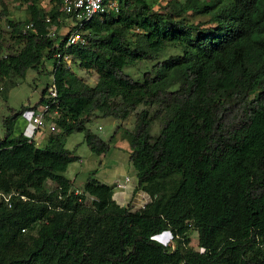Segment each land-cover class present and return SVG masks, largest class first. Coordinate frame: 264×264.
I'll return each instance as SVG.
<instances>
[{"label":"trees","instance_id":"obj_1","mask_svg":"<svg viewBox=\"0 0 264 264\" xmlns=\"http://www.w3.org/2000/svg\"><path fill=\"white\" fill-rule=\"evenodd\" d=\"M21 1L28 19L10 18L0 0V98L52 62L58 132L44 147L13 135L42 96L4 120L0 192L25 199L0 203V264H264V0H118V13L87 23L84 42L64 50L96 72L94 85L64 63L53 71L58 41L45 17L57 20L61 0H47L48 11ZM30 22L36 33L22 34ZM152 60L142 81L124 72ZM95 112L116 120L136 112L124 132L135 191L150 197L138 210L118 204L114 186L90 177L76 193L62 174L79 159L64 144L74 132L95 155L108 152L86 128ZM163 232L166 244L154 238Z\"/></svg>","mask_w":264,"mask_h":264},{"label":"rangeland","instance_id":"obj_2","mask_svg":"<svg viewBox=\"0 0 264 264\" xmlns=\"http://www.w3.org/2000/svg\"><path fill=\"white\" fill-rule=\"evenodd\" d=\"M150 2H155L158 5H164L169 0H149ZM43 4H46L47 0H41ZM4 6L7 9L9 17L15 20H24L29 18V13L27 12V5L21 0H3ZM2 6L0 4V10ZM195 23L204 20L201 17L196 19L190 18ZM6 44L11 41L6 35ZM180 54V50H177ZM175 51H168L165 55L177 53ZM157 60L152 61H142L132 66L124 68V72L130 75L136 81H142L144 72L149 70L152 65L156 63ZM46 72L38 73L35 70H29L25 76V79L21 83L11 90L9 93L8 101L5 102L0 98V140L4 137V120L10 115V108L18 111L22 106H34L36 105L41 96L43 89L51 82V74L49 73L52 69V62L46 63ZM71 69L81 77L85 82L90 85H94L97 81L98 75L94 70L85 71L79 68L77 63L71 64ZM142 107H139L141 110ZM154 108L152 109V112ZM135 113L133 112L126 120H116L112 118H106L100 115L99 112H95L94 116L91 117L89 123H87L86 128L90 130L91 133L100 137L106 143H109V150L104 155H95L90 151L86 143L84 142L83 132H74L65 138L64 144L65 148L71 151L79 159L72 162L67 167L66 171L62 174L72 181L73 189L75 192H81L85 186L87 180L90 177L106 181L107 185L114 186L117 181H122L126 176L132 177L134 180V169L129 162L130 146L128 140L125 136V130H132L135 124ZM52 120V119H50ZM53 121V120H52ZM49 121V125H51ZM159 121H154L151 127V134H158ZM47 143V138L44 139L40 147H44ZM129 184H127L126 189ZM47 189L55 188L56 185L51 181L46 184ZM126 189L122 190L125 191ZM116 191H121L115 188ZM91 198L86 199V203H90ZM118 203V202H117ZM126 205V204H123ZM134 210V209H133ZM191 238L190 245L198 250L196 244V233L191 230L188 233ZM171 234L169 232H163L156 235L155 240L162 242L164 244L170 241Z\"/></svg>","mask_w":264,"mask_h":264},{"label":"built area","instance_id":"obj_3","mask_svg":"<svg viewBox=\"0 0 264 264\" xmlns=\"http://www.w3.org/2000/svg\"><path fill=\"white\" fill-rule=\"evenodd\" d=\"M45 7L46 11L50 9L47 3ZM118 11V0H61L60 13L57 20L53 22L48 15L45 17V21L48 23L46 35L58 41L56 45L57 51L54 54L56 65L53 71L61 63L71 68V64L73 63L72 57L65 54L64 50L84 42L83 28L87 23L110 13H118ZM21 31L24 35L27 34V31L36 33V28L30 22L21 28ZM62 41H64L63 44H61ZM42 97L45 102L36 111H27L21 115V118L26 123L22 135L28 138L29 142L33 141L39 147L44 139L47 138L48 140L50 135L58 132V127L53 122L58 117L59 108L54 73L51 74V82L48 84L46 92L42 94ZM49 121L52 122L51 125H49ZM129 181L130 178L126 176L122 181H117L114 187L124 190ZM13 197L25 199L24 196H20L14 192H0V203L10 208Z\"/></svg>","mask_w":264,"mask_h":264},{"label":"crops","instance_id":"obj_4","mask_svg":"<svg viewBox=\"0 0 264 264\" xmlns=\"http://www.w3.org/2000/svg\"><path fill=\"white\" fill-rule=\"evenodd\" d=\"M25 124H26L25 121L21 117H19L14 124L13 135L18 136L22 134ZM134 176H135L134 180L132 179L133 176L130 177V181H129V185L127 189L125 191H122V190L116 191L113 195V198L120 205H123V204L127 205L128 203H130L134 210H138L150 201V197L142 191H135V187L137 185V177H136L135 170H134ZM97 180L103 184L107 183L106 181L102 180V178L100 177ZM76 193H79V192H76Z\"/></svg>","mask_w":264,"mask_h":264},{"label":"clouds","instance_id":"obj_5","mask_svg":"<svg viewBox=\"0 0 264 264\" xmlns=\"http://www.w3.org/2000/svg\"><path fill=\"white\" fill-rule=\"evenodd\" d=\"M128 177V176H127Z\"/></svg>","mask_w":264,"mask_h":264}]
</instances>
